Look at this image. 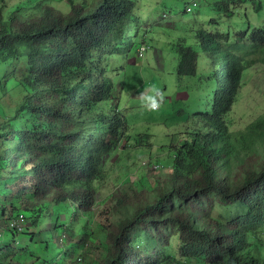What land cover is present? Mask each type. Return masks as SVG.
Listing matches in <instances>:
<instances>
[{"label": "trees", "instance_id": "obj_1", "mask_svg": "<svg viewBox=\"0 0 264 264\" xmlns=\"http://www.w3.org/2000/svg\"><path fill=\"white\" fill-rule=\"evenodd\" d=\"M33 1L3 15L7 1L0 0V68H11L0 72V223L8 226L9 212L24 214L34 231L20 234L45 244L47 253L54 246L45 236L66 239L68 258L81 242L68 222L94 215L104 157L121 140L124 146V139L128 146L140 144L120 108L122 83L113 78L117 68L111 60L125 46L129 59L141 61L145 42L126 36L137 0H65L69 14ZM250 1L256 10L262 7L259 0H218L212 7L230 17L233 3ZM246 37L249 47L224 48L218 33L198 34L218 67L211 110L197 113L206 130L189 134L175 148L169 184L153 205L138 208L111 230L97 223L109 243L103 264H264L257 244H264V161L258 157L264 113L244 130L233 132L226 123L243 72L254 65L244 50L264 56V26ZM197 56L185 50L178 76L196 75ZM22 60L25 70L16 71ZM235 166L241 170L233 176ZM215 198L243 214L224 223L215 214ZM175 201L187 208L176 210ZM168 227L176 229L177 256L165 243L162 228Z\"/></svg>", "mask_w": 264, "mask_h": 264}, {"label": "rangeland", "instance_id": "obj_2", "mask_svg": "<svg viewBox=\"0 0 264 264\" xmlns=\"http://www.w3.org/2000/svg\"><path fill=\"white\" fill-rule=\"evenodd\" d=\"M6 1L7 8L3 15L24 2ZM83 1L88 0H75V3ZM215 1L218 0H137L133 16L126 21V36L138 42L144 39L145 45L141 47L146 46L147 51L141 61H132L133 57L129 59L123 46V52L115 56L111 63L117 68L113 72L115 82L122 83L119 89L120 108L127 119L129 134L140 144L128 146L124 139V146L121 140L114 151L104 157L103 172L96 181L98 201L94 215L68 222L73 229L74 240L81 239L68 258H64V250L68 246L66 239L59 241L53 233L48 234L43 240H48L49 236L54 247L52 252H43L47 248L45 244L41 245L37 239L32 242L30 235H11L5 222H1V264H103L109 243L106 234L97 228V223L111 230L138 208L156 202L169 184L175 148L181 147L189 139V134L199 129L206 130L197 113L211 110L218 67L210 52L203 49L198 34L202 31L218 33L224 48L236 44L249 47L250 40L246 34L264 26V0H259L262 7L258 10L253 1L233 3L237 7L232 9L234 14L230 17L212 7ZM33 3L50 5L64 14L71 11V5L66 4L65 0H35ZM239 33L245 35L239 36ZM187 48L197 52L196 75L180 77L177 69ZM250 50H244L246 54L243 56L246 58L249 55L247 59L254 65L244 70L241 89L226 116L227 126L233 132L244 130L264 113V56L261 53L255 56L254 50ZM234 52L242 55L238 50ZM25 65L26 62L22 60L15 64L14 69L23 72ZM9 71L10 66L0 68L3 74ZM180 110L182 112L179 113ZM258 148L259 160L264 161V146ZM239 170L241 168L235 166L232 175H237ZM213 201L217 203L215 214L223 217L221 220L224 223L244 212L237 206L222 207L216 198ZM174 207L176 210L187 208L177 201ZM21 215L24 216L9 212L8 221ZM24 224L26 233L34 231L26 218ZM92 228L95 236L91 237ZM81 229H84L85 237H80ZM162 230L169 251L177 256L176 229L168 227ZM153 235L157 237L155 232ZM257 244L264 250L263 243Z\"/></svg>", "mask_w": 264, "mask_h": 264}, {"label": "built area", "instance_id": "obj_3", "mask_svg": "<svg viewBox=\"0 0 264 264\" xmlns=\"http://www.w3.org/2000/svg\"><path fill=\"white\" fill-rule=\"evenodd\" d=\"M190 9V8H189ZM188 11V9H187ZM191 11V10H190ZM147 51V47L146 46H142L139 49V54L140 56H143V54ZM154 109H156V106H152ZM25 218L23 215L19 216L17 219L15 220H10L8 222V228L10 230L15 231L16 233H23L25 231Z\"/></svg>", "mask_w": 264, "mask_h": 264}, {"label": "crops", "instance_id": "obj_4", "mask_svg": "<svg viewBox=\"0 0 264 264\" xmlns=\"http://www.w3.org/2000/svg\"><path fill=\"white\" fill-rule=\"evenodd\" d=\"M1 248V247H0Z\"/></svg>", "mask_w": 264, "mask_h": 264}]
</instances>
